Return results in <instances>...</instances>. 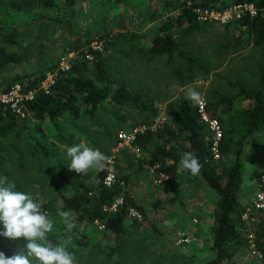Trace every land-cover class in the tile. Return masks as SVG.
Instances as JSON below:
<instances>
[{
    "label": "trees",
    "instance_id": "obj_1",
    "mask_svg": "<svg viewBox=\"0 0 264 264\" xmlns=\"http://www.w3.org/2000/svg\"><path fill=\"white\" fill-rule=\"evenodd\" d=\"M34 2L36 8L31 5ZM76 2L65 0L67 11H72ZM238 4H253L256 14L251 16L245 11L238 19L221 25L223 31L217 33L220 36L218 47H262L264 0H166L163 3L166 8L164 17H161L155 35L146 48L139 52L148 62L164 59L165 65L170 67L172 76L180 85L191 84L198 79L203 81L210 67L204 61L199 47H195L188 39L208 31L212 24V20L207 17L210 13L222 12ZM6 7L17 11L23 8L25 14L0 9L1 93L8 92L15 84L21 87L24 94L33 92L32 99L27 102V117L38 123H51L57 132L59 121L74 124L81 119L93 118L103 103L114 107L130 105L147 113L132 124V128L145 127L143 131L135 133L132 145L145 155L143 163L153 168L156 175L163 173L169 176L165 191L177 197L170 182L176 174L180 154L194 152L202 168L198 175L192 176L215 193L214 222L210 230L213 256L205 264H235L233 258L250 246L257 254L259 264H264V222L254 223V230H249L243 219L246 206L241 202L246 167L245 147L248 144L256 147V139L264 142V64L253 72L254 86L249 87L236 80L229 84L235 89L234 94L211 90L204 102V115L208 120H215L221 129V138L216 142L214 153V136L208 124L202 120L199 105H193L186 96L179 98L168 122L152 129L157 116L153 101H147L141 90L125 83L110 65L112 60L105 55L106 52L115 49L121 40L131 41L142 36L113 35L109 32L91 35L80 29L71 34L65 30L62 36L73 43L71 51L75 56L70 60L69 69L61 71L57 70V52L53 48L45 50V44L37 43L38 40L24 45L26 35L23 33L24 30L40 27L49 30L54 24L62 26L59 17L50 14L58 10L56 0H30L23 5L20 0H8ZM32 7L36 9L34 15L30 14L33 11L26 14V10ZM202 16L205 19H201ZM94 42L101 43L99 49L92 47ZM32 46H37L39 52L32 57L26 56ZM65 51L69 49L63 46L62 52ZM87 56L91 59H87ZM54 71L56 77L48 92H45L41 89V83L47 73ZM120 120L124 122L123 118ZM25 129V120L0 104L1 163L4 156L10 154L5 144L7 139L10 136L17 138ZM57 136L61 144L70 145L69 140L62 135ZM37 146L44 155H48L45 147L39 143ZM263 173H258L256 179ZM106 176V170L99 168L95 185L79 184L71 194H60L57 198L58 209L53 201L40 203L48 215L55 216L61 210L71 211L74 224L72 232L80 230L79 236L73 237L74 234H70L61 221L60 234H49V240L55 243L71 236L68 248L79 264H99V259L100 264H127V254L132 250V240L137 235L130 234L131 228L137 229L142 222L131 216V211L139 214L142 220H147L146 210L129 190V177H117L113 184L106 186ZM95 224L103 227L100 231L102 239L108 238L112 242L105 245L91 238L92 234L87 233L91 231L86 232V228L96 227ZM247 234H251L252 238ZM26 243L22 237L10 239L0 235V251L6 256L25 249ZM132 251H137V264L146 263L138 246Z\"/></svg>",
    "mask_w": 264,
    "mask_h": 264
},
{
    "label": "rangeland",
    "instance_id": "obj_2",
    "mask_svg": "<svg viewBox=\"0 0 264 264\" xmlns=\"http://www.w3.org/2000/svg\"><path fill=\"white\" fill-rule=\"evenodd\" d=\"M6 1L8 0H0V9L16 13L17 10L6 7ZM28 1L30 0H20V4ZM64 1L56 0L58 10L50 13L59 17L62 26L54 24L49 26V30L43 27L24 30V45L38 40L37 43L45 44V50L53 48L57 52L55 59L58 65L61 57L72 52L73 43L62 36L65 30L71 34L80 29L91 35L109 32L113 35L142 36L131 41L121 40L115 49L105 55L112 60L110 65L125 83L141 90L147 101H153L157 116L152 129L168 122L176 101L185 97L189 88H195L201 93L203 103L210 96L211 90L234 94L235 89L229 84L240 80L249 87L254 86L253 72L259 65L264 64V45L244 49L218 47L220 36L217 33L223 31L221 25L227 20L237 19L239 10H235L234 5L228 8L225 17H211L212 24L207 32L195 34L188 39L195 47H199L210 72L203 81L198 79L194 83L180 85L172 76L170 67L165 65L164 59L148 62L139 52L146 48L155 35L161 17H164L166 8L163 3L166 0H77L72 11H67ZM31 5L36 8L35 2ZM33 7L26 10V14L33 11L30 14L34 15L36 9ZM22 9L17 12L25 14ZM154 13L156 14L151 16ZM92 45L100 47L101 43L94 42ZM63 46L69 51L62 52ZM39 50L37 46H32L26 56H35ZM53 73L55 71L47 73L46 76L53 77ZM146 114L130 105L114 107L103 103V107L93 118L81 119L74 124L59 121L57 132L51 123H38L27 117L26 106L23 115H19L25 120L26 129L17 138L10 136L7 139L5 144L10 154L4 156V161L0 162V176H7L10 182L15 183L16 190L31 193L39 203L53 201L58 209L59 195L71 194L79 184L95 185L98 169L93 168L88 174L70 170V161L66 157L67 145L60 143L57 134L69 140L68 146L84 142L90 147L98 148L109 157L101 168L112 173L114 180L123 175L128 176L130 192L146 210L148 221L142 220L139 214L131 211V216L142 221L137 229L131 228L130 234H137L134 241L132 240V250L137 246L141 249L145 264H205L213 256L210 230L214 222L215 193L179 167L170 182L177 197L165 191L169 176L164 174L168 179L161 183V175H156L153 168H148L143 163L145 155L128 141L119 138L121 133L131 135L135 130L143 131L145 127L132 128V124ZM255 142L256 147L250 144L245 147L246 167L241 191V202L247 208L243 219L249 230H254V223L264 222V213L253 207L254 194L259 190L256 175L264 172V142L258 139ZM12 143L15 146H11ZM37 143L45 147L48 155L39 150ZM48 216L54 221V228L49 234H60L61 218L58 214ZM95 226L97 228H86V232L91 231L87 233L92 234L94 241L105 245L112 242L108 238L102 239L101 225ZM81 229L84 227L81 226ZM3 231V222H0V232ZM70 234L78 237L80 230L71 231ZM247 236L252 238L251 234ZM132 250L127 254V264H137V251ZM233 262L259 264V258L250 246L241 250L233 258ZM98 263L100 264V259ZM76 264L79 263L76 261Z\"/></svg>",
    "mask_w": 264,
    "mask_h": 264
},
{
    "label": "clouds",
    "instance_id": "obj_3",
    "mask_svg": "<svg viewBox=\"0 0 264 264\" xmlns=\"http://www.w3.org/2000/svg\"><path fill=\"white\" fill-rule=\"evenodd\" d=\"M186 98L193 105H198L202 96L195 88H189ZM66 157L70 163L68 167L80 174H88L93 168H101L109 159L98 148H93L80 142L66 147ZM179 169L198 175L202 164L194 152L180 154ZM168 179L161 173V183ZM62 223L68 232L74 228L71 221V211L58 212ZM0 222L4 231L0 235L10 239L24 238L27 243L25 249L6 256L0 251V264H76L73 253L68 245L71 236L53 243L49 240V233L54 228V221L42 210L41 204L28 192L16 190L14 182L7 176H0Z\"/></svg>",
    "mask_w": 264,
    "mask_h": 264
},
{
    "label": "built area",
    "instance_id": "obj_4",
    "mask_svg": "<svg viewBox=\"0 0 264 264\" xmlns=\"http://www.w3.org/2000/svg\"><path fill=\"white\" fill-rule=\"evenodd\" d=\"M230 9V8H229ZM235 10H239V13L236 14L237 19L240 17V15L248 11L251 16H254L256 14V9L253 7V4H238L234 5ZM228 9L218 12V13H210L207 17L209 19L216 18L218 19L219 17H225L228 13ZM212 17V18H211ZM201 19H205V17H201ZM228 18H226L227 20ZM225 20V21H226ZM227 22H229L227 20ZM226 22V23H227ZM93 48H98L92 45ZM75 56L73 52H70L66 56H63L59 59L58 65H57V70L61 71H66L70 67V60ZM87 59H91L90 56H87ZM56 77V71L53 73V77L46 76V79L41 83V89L44 90L45 92H48V89L50 85L53 83L54 78ZM33 97V92H29L27 94H24L21 92V87L18 84L13 85L8 92L1 93L0 92V104L4 106V108H9L13 113L18 114V115H23V110L27 106V102L32 99ZM199 111L201 112L202 115V120L208 124L209 129L212 131L213 136H214V144L212 151L216 153V142L221 138V129L219 127V124L215 120H208V118L204 115V103L200 102L199 104ZM138 131H134V134L131 135H126L125 133L119 134V138L128 141L130 144H132L134 138H135V133ZM215 157H218L217 155ZM161 175V174H160ZM114 175L112 173H107V176L104 179V184L106 186H110L111 184L114 183ZM259 190L254 194L253 197V207L254 209L261 211L264 213V173L261 174L258 177V182H257ZM120 201H117L119 203ZM115 206H113L114 209ZM247 210V208H246ZM246 213V212H245ZM244 216V215H243ZM244 218V217H243Z\"/></svg>",
    "mask_w": 264,
    "mask_h": 264
}]
</instances>
